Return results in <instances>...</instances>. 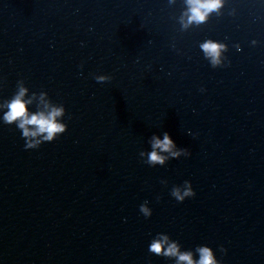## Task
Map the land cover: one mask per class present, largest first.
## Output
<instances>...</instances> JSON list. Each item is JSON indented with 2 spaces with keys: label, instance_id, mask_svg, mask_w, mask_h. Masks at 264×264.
<instances>
[{
  "label": "water",
  "instance_id": "water-1",
  "mask_svg": "<svg viewBox=\"0 0 264 264\" xmlns=\"http://www.w3.org/2000/svg\"><path fill=\"white\" fill-rule=\"evenodd\" d=\"M182 10L0 0V99L23 79L64 105L68 125L27 151L0 125V264H172L148 252L157 233L212 247L221 264H264V0H228L187 32ZM206 39L228 45L229 67L204 59ZM163 132L192 155L149 167L139 153ZM185 180L196 196L181 204L170 191Z\"/></svg>",
  "mask_w": 264,
  "mask_h": 264
},
{
  "label": "clouds",
  "instance_id": "clouds-1",
  "mask_svg": "<svg viewBox=\"0 0 264 264\" xmlns=\"http://www.w3.org/2000/svg\"><path fill=\"white\" fill-rule=\"evenodd\" d=\"M169 6H174L177 0H167ZM183 10L177 19L181 31L187 32L194 27L206 24L213 15L222 16L228 0H182ZM229 15L235 16L233 9ZM253 46L258 41L253 40ZM240 51V45H235ZM203 57L213 69L229 67L231 62L225 55L228 45L224 42L206 39L199 44ZM83 67V66H81ZM98 83H105L111 79L107 75L95 77ZM201 91H204L201 89ZM66 109L63 104L55 103L46 91L30 92L23 79L17 81L16 91L8 99H0V125L14 126L24 140L25 150H37L46 143H53L68 130L65 123ZM189 135H192L190 132ZM149 150L140 151V159L149 167H165L171 160L181 157L189 158L192 153L186 148H180L168 132L161 135L153 134L147 141ZM167 186V180H161ZM170 195L178 203L194 198L196 192L191 181L185 180L182 185H174ZM159 199V197H157ZM145 219L153 215L149 202L146 200L139 207ZM220 252L227 254V249L220 247ZM148 252L161 257L172 264H221L212 247L198 245L195 249L185 250L177 240H173L166 233H157L150 240Z\"/></svg>",
  "mask_w": 264,
  "mask_h": 264
}]
</instances>
